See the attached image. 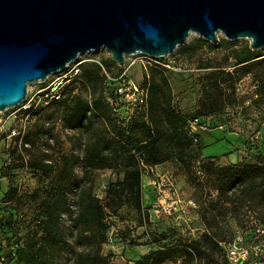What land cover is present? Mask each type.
<instances>
[{
	"label": "rangeland",
	"instance_id": "obj_1",
	"mask_svg": "<svg viewBox=\"0 0 264 264\" xmlns=\"http://www.w3.org/2000/svg\"><path fill=\"white\" fill-rule=\"evenodd\" d=\"M246 43L218 35L213 44L192 34L174 50L170 67L156 64L168 82L171 107L185 120L198 116L205 129L198 130L197 141L187 137L177 146L171 131L161 134L163 161L141 166L140 214L127 197L109 204L105 196L107 186L122 178L123 163L107 145L111 132L102 116L91 111L74 129L62 125L67 97L97 96L100 88L83 86L80 71L64 83L58 101L44 103L32 98L41 83L28 84L25 101L5 111L9 118L0 131V218H13L9 230L0 229V250L7 253L14 238L40 246L42 264H88L89 254L97 250L114 264H139L146 255L155 264L157 250L165 251L159 264H231L225 247L239 235L240 246L249 253L244 264L262 262L264 234L256 236L254 228L264 227V167L252 171L253 178L229 182L232 164L264 165V49L251 62L236 64L233 50ZM109 57L106 50L85 55L81 70L98 59L116 73L118 66L109 64ZM152 66L136 59L130 78L148 87ZM211 72L223 75L210 86ZM225 74L230 81L223 80ZM206 90L214 94L209 105ZM111 113L120 127L138 116L149 122L148 113L129 114L122 108ZM178 126L177 132L186 134V123ZM93 142L111 157L109 167L96 168L86 159ZM88 192L103 208L101 225L77 224L82 196ZM44 218H49L47 231L40 222ZM204 234L220 247L214 249L212 262L183 253L184 246Z\"/></svg>",
	"mask_w": 264,
	"mask_h": 264
},
{
	"label": "water",
	"instance_id": "obj_2",
	"mask_svg": "<svg viewBox=\"0 0 264 264\" xmlns=\"http://www.w3.org/2000/svg\"><path fill=\"white\" fill-rule=\"evenodd\" d=\"M196 34L264 49V0H0V110L80 57L172 55Z\"/></svg>",
	"mask_w": 264,
	"mask_h": 264
},
{
	"label": "trees",
	"instance_id": "obj_3",
	"mask_svg": "<svg viewBox=\"0 0 264 264\" xmlns=\"http://www.w3.org/2000/svg\"><path fill=\"white\" fill-rule=\"evenodd\" d=\"M261 56L259 50H251L248 43L242 45L239 49L233 50L232 57L236 64H245L251 62L253 59ZM100 61V60H99ZM105 70L111 77H116L122 70V67L118 66L116 73H111L108 67L100 61ZM108 63L115 65L110 57ZM89 67H82L81 71V82L83 86H91L92 89L99 87L100 94L94 96L91 94L88 97H82L80 95H73L67 97L63 101L62 110V125L65 128L74 129L82 124V121L86 119L87 113L94 112L99 113L104 119L107 128L111 132V136L107 145L112 147L115 155L122 157L123 163V174L119 181L110 183L106 188V198L108 203L111 204L115 200H119L125 196L131 202L132 207L139 214L142 211V167L144 163L156 165L163 161L162 152L159 144L161 134L167 129L172 132V138L175 140V145L180 141H186V138L192 139V136L188 130V123L194 118H198L199 122L202 123L198 116L185 120L179 112L171 107V92L166 78L158 70L156 65H153L150 69V80L149 85H140L147 90L146 103L142 107H137L132 111L127 110L122 102H119L116 107H112L106 100V95L112 93V87L117 84L116 81H107L104 73L102 72L101 66L95 62L91 63ZM79 71V74H80ZM78 74V76H79ZM223 75V72H211L207 76L208 85L216 83L219 76ZM224 81H230V76L225 74L223 76ZM212 90L217 91L216 86L212 87ZM206 103H212L214 94H210L207 90L204 93ZM58 101V100H52ZM204 104V107L207 106ZM201 109V105L199 106ZM122 108L123 112L129 114L134 113L135 115L147 114L149 122H144L140 116L134 117L131 124L122 126L117 125V120L111 113V111H117ZM186 123L187 132L186 134L178 133V125ZM198 134H196V137ZM23 140V137L21 138ZM197 141V140H196ZM23 144L27 141L23 140ZM104 148L100 147L98 142H93L88 150L86 151V159L90 161L96 168H105L110 166L111 157L103 152ZM264 150V147H263ZM39 167V166H35ZM232 171L229 174V182L231 185L242 181L247 178H253L252 171L255 169H261L260 164H243L241 166L232 164L230 166ZM110 208V206H109ZM103 214V208L98 203V200L91 196L88 192L84 197L82 196L81 203L78 208L76 221L77 224H93L101 225L100 217ZM52 215H49L51 219ZM48 218V219H49ZM47 218L42 219L40 222L43 223L45 230H48ZM13 218L11 214L6 217L0 218V229L2 232L9 230L12 227ZM214 249H220L218 242L213 240L207 234H204L198 241L187 244L184 246L183 253L189 256H195L196 259L202 261H213L212 257ZM222 249V248H221ZM165 251L154 252L157 261L155 264H159L162 253ZM226 253V251H225ZM42 249L40 246H35L29 242H22V240L10 239L8 241V252L3 253L0 250V258H2V264H42L44 259L42 258ZM149 255L138 262L139 264H149ZM88 264H114L108 261L105 256L101 255L99 251L91 252L88 256ZM257 264H264V260Z\"/></svg>",
	"mask_w": 264,
	"mask_h": 264
},
{
	"label": "built area",
	"instance_id": "obj_4",
	"mask_svg": "<svg viewBox=\"0 0 264 264\" xmlns=\"http://www.w3.org/2000/svg\"><path fill=\"white\" fill-rule=\"evenodd\" d=\"M170 56L171 55L162 58H152L144 54H135L127 56L125 57L124 64L121 66V72L116 77H111L98 59H93L92 61L101 66L102 72L104 73L107 81L117 82V84H115L111 88L114 97L110 94L106 95V100L109 102V104L112 107H116L119 102H122V104L127 110L132 111L137 107L144 106L147 98V90L146 88L135 83L130 78V74L128 72L129 68L135 63L136 59L140 60L143 64H159L164 67H170ZM83 58L84 56L80 57L77 61L69 64L65 70L48 77L43 83H41L42 86L35 90L32 98H42L44 103H49L52 100L60 99L62 86L64 85V83L70 80H74L78 77L80 65L84 62ZM130 58H133L134 60H131L129 62ZM27 107L29 106H26V108ZM6 110H0V131H3L9 118L8 115H5ZM200 129L204 130L205 125L203 123H200L198 118H194L189 121L188 130L190 135L192 136L193 141L197 140L196 134ZM14 133V130H12V134ZM150 170L152 171L151 167ZM165 179L166 184L170 187L169 189H172V191H174L173 183L168 178ZM153 184H155V180H153ZM188 204L194 206V202L192 200H189ZM157 205L158 204H155V206ZM254 234H256V236L263 235L264 227L257 226L256 228H254ZM240 241L241 237L237 235L235 236L234 240L231 243H228L225 247L227 259L231 264H244L247 260V256L249 255L247 248L240 246ZM0 264H2V258H0Z\"/></svg>",
	"mask_w": 264,
	"mask_h": 264
}]
</instances>
